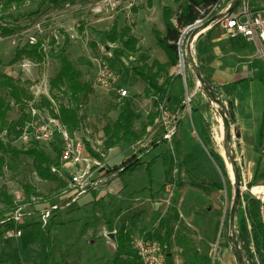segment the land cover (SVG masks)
I'll return each mask as SVG.
<instances>
[{
    "label": "rangeland",
    "instance_id": "374dc122",
    "mask_svg": "<svg viewBox=\"0 0 264 264\" xmlns=\"http://www.w3.org/2000/svg\"><path fill=\"white\" fill-rule=\"evenodd\" d=\"M1 1L0 33L6 29L12 34L0 38V77L8 75L20 80L30 89L33 99L21 106L11 101L7 94H2L12 103L9 119L13 127L9 134L0 133V140L19 150L45 152L59 164V173L54 170L58 176L57 181H44L37 176L32 159L7 156V167L4 176L0 177V189L7 186L16 202L20 205L24 203L26 209L24 223L14 229H21V236L11 237L12 230L0 224V264H109L117 254V238L120 236L125 239L121 264H142L133 246L144 237L159 243L166 258L164 264H194L197 254L203 264H239L233 243L236 233L231 231L230 214L235 187L232 170L226 160L224 124L207 95L201 89L197 95L193 93L199 78L188 58L187 43L190 37L182 42L184 68L178 65L172 72L184 78L177 84L183 93L179 109L185 118L191 119L193 113L197 114L201 121V138L209 140L205 144L206 148L196 138L187 139V133H184L185 155L178 160L181 149L178 137L180 128L169 139H165L166 129L159 124L149 129L142 142L122 144L111 151H105V126L114 124L124 111H135L139 119H142L151 108V102H148L149 107L143 106V94H137L138 91L130 87V84L139 82L134 69L142 66L140 56L134 60L133 55H117L118 45L109 44L104 33L114 21L116 12L120 21L131 20L133 0H71L59 4L53 3V0H46L43 4L42 0H32L9 12L2 10ZM232 1L224 0L219 9L227 8ZM144 4L143 8L153 7L151 1ZM141 9L139 7L138 12ZM155 18L158 26L164 23L162 8L157 7ZM155 29L158 30L154 28L153 31ZM74 31L79 32L80 40L71 42L69 34ZM53 38L58 46L67 47L69 59L84 73L83 82L93 87L103 63H106L113 69H119L120 78L115 86L110 90L93 87L90 99L76 105L61 92L51 93L50 81L60 69L58 61L51 56L41 65L29 60L12 63L17 49L40 39L44 40L45 52L49 54ZM124 89L130 93L127 99L117 93ZM43 97H47L54 108L59 104L78 107L82 126L77 133L86 145L101 152H96L102 158L101 167H94L91 176V181L98 182V185L87 188L85 195L76 203H71L69 199L72 193L69 189L71 172L61 163L59 135L55 141L37 144L35 147L22 145L18 136V129L29 118L24 112L35 107V102H41ZM224 98L221 92V99L231 121L233 106ZM165 106L172 112V104L168 100ZM261 110L264 113V102ZM145 124L147 120L138 126V134ZM261 134L257 146L262 143L256 150L258 156L264 145V136L261 141ZM232 147L241 181L248 184L250 189L253 186H264V158L257 156L255 166L249 168L241 156L238 138L234 134ZM170 150L179 162H176L172 182L167 184L166 167L161 156ZM211 151L221 156L222 169L214 163ZM92 157L85 150L83 160L90 161ZM131 160H140L142 164L111 185L101 184L100 178L103 175L117 172ZM151 161L154 162L150 178L146 167ZM26 185L35 189V195L30 199L24 195ZM53 206L59 210L52 213L45 225L43 213ZM0 210H3L2 205ZM111 234L114 239L110 238Z\"/></svg>",
    "mask_w": 264,
    "mask_h": 264
},
{
    "label": "trees",
    "instance_id": "16d2710c",
    "mask_svg": "<svg viewBox=\"0 0 264 264\" xmlns=\"http://www.w3.org/2000/svg\"><path fill=\"white\" fill-rule=\"evenodd\" d=\"M32 0H2L1 7L4 12H9L13 8H20L27 2ZM46 0H42L43 4ZM71 0H53V3H64ZM224 0H184L179 3L178 12L175 14L169 7L163 9V18L165 23V33H161L158 30H154L153 33L156 37L158 46L166 53L169 62L165 65L154 61L151 65L148 64L149 58L146 55L140 56V62L142 66L134 69L135 74L146 85L144 90L145 98H153L154 108L156 111L150 112L147 116V124L142 127V131L138 134L134 130V118L133 116L124 111L119 116L118 120L112 124L105 126L103 132L105 136L104 149L105 151H111L114 148L122 144H129L131 142H142L144 137L148 134V128H155L156 119L161 116L159 111L160 107L166 103L170 97V89L174 82L180 78V76H170V70L177 67L180 62L179 54V42L183 36L186 39L190 36L191 32H187L183 35L185 29L196 24L198 20L205 19L211 20L217 13L212 12L213 7L222 5ZM40 4V6H41ZM151 5V3L149 2ZM139 8L133 7L132 12H138ZM10 30L3 29L0 33L2 35H11ZM105 38L111 45H118L116 53L119 56H123L126 53L137 54L139 52L138 44L139 40L132 35V29L125 27L119 29L118 22L115 21L113 28L106 32ZM51 50L48 53L45 52L44 40H37L35 43H27L23 48L16 50L13 64H17L23 60H29L34 64L41 65L45 60L51 56L58 61L60 65L59 72L50 81V91L52 94L58 91L67 96L76 105L87 102L92 96L94 90L91 84L83 82L84 75L78 70L73 62L68 57L67 47H60L57 45V41L53 38L50 41ZM204 79L210 84L217 97L221 99V90L216 88L211 81L204 76ZM223 92L227 96L233 95V90L230 86H226ZM5 93L18 105H25L33 99L30 89L24 85L20 80H16L8 75H2L0 77V133L9 134L12 130V123L10 122L9 115L12 111V103L2 94ZM54 96V95H53ZM55 96L53 97V99ZM223 102V100L221 99ZM41 108L48 109L52 115L59 120L61 125L73 132L80 130L82 126V118L78 111V107H70L64 104H59L57 108H54L53 103L47 98L43 97L41 102L39 101ZM232 121V113L230 114ZM264 133L261 134V141ZM204 143L208 144L209 140L204 137ZM262 143V142H261ZM261 143L256 147L258 149ZM88 150L94 154L97 159L102 160L99 154L95 153L91 147L87 145ZM0 177L4 176L5 168L7 167V156L14 157L15 159L25 156L33 160L35 172L39 178L44 181H57L58 176L53 172L54 168H57L59 164L55 163L45 152L39 150H19L13 148L10 144L0 140ZM211 158L214 163L222 169L223 160L221 156L210 152ZM161 158L164 161L166 167V182L167 184L172 182L174 178L173 174L176 169V158L173 151H168L163 154ZM134 159V158H133ZM154 161L148 163L146 170L151 178V166ZM142 164L140 160H131L122 169L114 173H106L100 180L101 184L110 185L113 181L120 178L126 173L134 172ZM182 185V184H181ZM221 189L220 186H215ZM24 195L26 199H30L35 195V189L30 186H24ZM0 205L3 206V210H0V224L6 225L7 230H14L16 225L7 221V217L16 212L18 204L15 197L9 193L7 186H2L0 189ZM261 200L251 196H241L239 207L235 215V230L236 238L238 242V248L234 246L236 251V257L245 264H264V208ZM110 228L111 222L108 223ZM22 227V226H21ZM0 226V236L2 235ZM117 254L113 262L109 264H121V253L125 250V239L120 236L117 238ZM194 264H203L197 254V259L194 260Z\"/></svg>",
    "mask_w": 264,
    "mask_h": 264
},
{
    "label": "crops",
    "instance_id": "0c3cea01",
    "mask_svg": "<svg viewBox=\"0 0 264 264\" xmlns=\"http://www.w3.org/2000/svg\"><path fill=\"white\" fill-rule=\"evenodd\" d=\"M148 1L152 2V9H149L147 6L143 8L145 5L144 3ZM183 1L184 0H178V2L175 0H133V4H131L132 8L142 7V9L138 13H133L131 9V20H122L123 23L120 21L121 18L118 12H116L114 21L109 28L104 30V33L109 32L113 28L115 21L118 22L119 29H124L127 24V27L132 29V35L139 40V52L137 54H132L133 57L146 55L149 58V65L154 61H158L165 65L169 62V59L163 49L158 46L157 40L152 33L154 28L165 33V23L159 26L156 24V9L157 7L162 9L170 7L176 14L178 12L179 3ZM245 1L250 8L264 7V0ZM221 7L222 5L220 8ZM224 9L225 8L219 9L217 14L223 12ZM193 53L196 63L203 72V76H206L216 88L221 90L225 97V101L233 106L231 123L232 135L234 134V136L236 135L238 138L240 153L246 165H248L249 168L254 167L258 156L256 147L261 130L263 131L264 128V113L261 110V104L264 102V62L260 60L258 56L256 45L248 42L241 35L235 36L229 34L219 25H215L202 32L194 40ZM174 68L170 70V76H180L181 74L176 75L172 72ZM138 80L139 82L136 84H130V87L131 89L134 87L135 91H138H136L137 94L139 93L141 95L144 93L146 85L140 78ZM183 80L184 78L180 76L170 89L168 101L172 104L171 110L175 114L181 111L179 108L181 107L180 104L182 102L183 93L182 89H180L177 84H180ZM226 86L232 88V96H227L223 92ZM152 99L153 98L144 97L142 100L143 106L146 105V107H149L148 102H151V108L148 110L147 116L150 112H153V110L155 111ZM129 113L134 118V130L138 132V126L146 122L147 116L142 119L140 118V120L135 111L134 113ZM150 128L151 127L148 128V131ZM179 128L180 132L178 137L181 142V149L178 160L185 155L184 133H187V139L196 138L199 143L206 148L204 140L201 138V133L199 132L201 121L197 114L193 113L191 119L183 116ZM258 157L263 158L261 154H259ZM188 158L192 159L191 156H188ZM197 175L200 176V174ZM206 182L208 183V181ZM100 195L103 194H98V196ZM90 204H92V202ZM70 205L71 203L67 205V207Z\"/></svg>",
    "mask_w": 264,
    "mask_h": 264
},
{
    "label": "built area",
    "instance_id": "2783aa9c",
    "mask_svg": "<svg viewBox=\"0 0 264 264\" xmlns=\"http://www.w3.org/2000/svg\"><path fill=\"white\" fill-rule=\"evenodd\" d=\"M232 2L223 10V12L218 13L223 14V16L210 27L219 25L229 34L243 36L248 42L256 45L258 56L260 60L264 62V7L250 8L246 1L243 0L233 11L228 12V8ZM218 9L219 7L215 6L213 7L212 12L216 10L218 11ZM218 14L216 13V15ZM205 21L206 18L198 20L196 25H203ZM69 39L71 42L80 40L79 32L74 31L69 34ZM125 55L131 56L132 54L126 53ZM133 59L136 60L135 58ZM119 78L120 72L117 67L113 69L108 64L103 63V66L94 80L93 87L110 90L115 86V83ZM117 93L123 99L130 97V93L126 89L118 91ZM188 100H190L189 96ZM39 101L35 102V107H31L29 111L26 110L24 112L29 118L25 120L22 126L18 129L20 142L24 146L35 147L37 144H47L53 140L55 141L56 136L59 135L60 144L58 147L61 152V163H63V165L71 172L69 189L72 193L69 195V199H71V203H74L78 201L81 196L85 195L87 188L96 187L98 185V182L91 181V176L94 167H101V160L97 159L94 154L88 150L86 143L79 133L64 128L59 120L56 119L48 109L40 107ZM159 111L161 116L156 119L155 124L157 126L161 124L165 127V139H169L178 131V122L181 121L184 114L181 111L178 114L170 112L165 104L160 107ZM85 150L92 154V160H83ZM92 150L95 153H101L97 150L95 151L93 148ZM260 150L261 156L264 158V145H262ZM57 168H54L53 172L55 170L56 173H59ZM262 189H264V186H253L250 189L248 184H245L244 182H242L241 186L242 196L251 195L261 200L264 205V191H262ZM17 204L18 209L16 212L7 217V221L14 223L16 226L24 223V211L26 209L24 203H22V205L19 203ZM57 210H59L58 207L53 206L50 210H46L43 213L45 225H47L52 213ZM10 233L11 237H19L22 235L21 229H16L15 231L12 230ZM133 247L142 264L165 263L166 258L163 254V250L156 241H149L144 237L137 240Z\"/></svg>",
    "mask_w": 264,
    "mask_h": 264
},
{
    "label": "water",
    "instance_id": "95a60500",
    "mask_svg": "<svg viewBox=\"0 0 264 264\" xmlns=\"http://www.w3.org/2000/svg\"><path fill=\"white\" fill-rule=\"evenodd\" d=\"M243 0H234L230 7L228 8V12L233 11ZM223 14H218L214 16L211 20L205 22L203 25H193L188 27L187 29L184 30L183 35L186 34L187 32H191L190 38L187 43V51H188V58L190 61L191 66L193 67L197 77L199 78L201 85L200 89L207 95L209 101L215 108V110L219 113L223 124V137L225 140V153H226V160L227 163L229 164L232 174H233V179H234V187H235V197H234V203L233 207L231 210L230 214V220H231V231L236 233L235 230V215L236 211L239 207L240 199L242 196L241 192V186H242V181H241V174L239 167L237 166L235 162V157H234V151L232 147V126H231V121H229L228 118V109L226 105L219 99L216 95V93L213 91L211 88L210 84L204 79V76L202 75L199 67H197L194 56H193V42L194 40L204 31H206L211 25H213L217 20H219ZM182 42H183V36L180 39L179 42V54H180V62L179 65L181 66L182 63L184 62L183 59V54H182ZM110 238L114 239V235L111 234ZM234 246L238 248V242L236 236L233 239ZM239 249V248H238ZM239 264H245L241 258L239 259Z\"/></svg>",
    "mask_w": 264,
    "mask_h": 264
},
{
    "label": "bare ground",
    "instance_id": "6f19581e",
    "mask_svg": "<svg viewBox=\"0 0 264 264\" xmlns=\"http://www.w3.org/2000/svg\"><path fill=\"white\" fill-rule=\"evenodd\" d=\"M181 68H184V62L182 63ZM200 85H201V82H200V80H199V81L197 82V86H196V88H195L194 91H193L194 95H197V94L200 92ZM262 191H264V189H262Z\"/></svg>",
    "mask_w": 264,
    "mask_h": 264
}]
</instances>
